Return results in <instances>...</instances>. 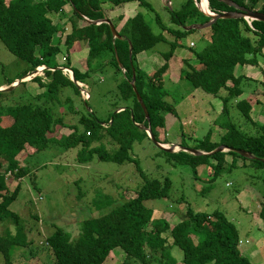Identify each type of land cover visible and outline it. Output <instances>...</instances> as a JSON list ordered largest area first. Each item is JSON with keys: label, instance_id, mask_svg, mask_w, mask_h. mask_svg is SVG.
Masks as SVG:
<instances>
[{"label": "trees", "instance_id": "1", "mask_svg": "<svg viewBox=\"0 0 264 264\" xmlns=\"http://www.w3.org/2000/svg\"><path fill=\"white\" fill-rule=\"evenodd\" d=\"M108 1L112 7L138 2L140 8L156 12L144 0ZM181 1L180 10L164 6L170 14L168 27L157 16V22L162 26L159 35L153 33L139 12L120 29L122 39H115L108 24L90 23L106 18L104 0H0L1 42L11 54L26 62L31 72L42 66L47 69L43 72L45 81L40 77L31 80L43 90L41 95L34 97L31 104L10 107L3 116L0 115L5 119V122H0V224L10 222L15 227V233L0 235V253L5 264H13L11 251L14 247L30 245L21 216L11 209L19 200L22 186L18 183L10 193L6 180L9 176L20 181L31 177L32 170L27 160L50 145H58L63 150L79 149L76 159L81 165L92 164L96 157L104 163L134 165L142 181L133 199L124 198L116 203L111 195H104L105 202L98 209L105 213L83 221L77 239H73L65 229L56 227L45 239L53 264H105L116 249L125 253L121 264H170L168 249L171 245L182 250V264H252L238 249L241 239L236 227L222 213L207 215L188 210L181 224L175 228L164 219H154V211L145 206L149 201L169 199L172 182L169 179H152L142 171L139 160L133 155V146L146 139L152 140L148 132L136 124L151 127L160 143H170L165 113H176L165 100L168 97L165 82L173 77L174 72H177L179 81L188 82L195 90L222 101L220 115L225 120L216 118L215 124H219L225 133L219 142H214L210 130L197 142L195 149L212 152L225 145L264 158V121H255L252 117L259 97L264 99V79L252 89L254 81L246 75L234 76L237 66H259V57H264V22L253 21L250 24L243 18L218 19L204 30H186L192 25L209 23L211 18L198 10L194 0ZM229 1L239 8L264 14V0ZM67 5L73 7L70 18L73 33L65 44H55L53 37L64 34L66 29L53 23L50 16L64 12ZM209 5L211 12L216 14L235 12L219 0H209ZM197 31L202 33L203 48L197 50L195 42L193 46H182L180 40ZM165 33L173 40H169ZM81 41L90 49L89 57L83 61L85 73L73 69L71 64L72 53L83 48L79 45ZM178 49L188 51L196 63L191 64V58L177 56ZM64 50L68 53V63L63 67L74 71L77 81L88 88L96 75L113 70L114 85L107 93L110 111L104 119L98 117L92 105L90 88L91 98L85 101L83 91L69 76L62 71H51L62 67L56 62V57ZM141 53L160 55L164 64L149 75L138 65L137 58ZM133 82L148 108L151 121L146 119L137 100ZM247 90H251V94L239 100L248 94ZM234 113L243 119V124L233 122L231 114ZM62 129H70L72 133L58 136ZM24 153L28 156L22 159L21 165L17 157ZM170 154L182 158L196 175L200 167L212 160L215 170L212 181L224 172L226 156L233 157L227 167L228 172L235 167L234 158H241L251 167L264 170V165L257 160L233 152L214 156H194L186 152ZM119 195L120 198L123 196ZM259 219L264 223V198Z\"/></svg>", "mask_w": 264, "mask_h": 264}, {"label": "rangeland", "instance_id": "2", "mask_svg": "<svg viewBox=\"0 0 264 264\" xmlns=\"http://www.w3.org/2000/svg\"><path fill=\"white\" fill-rule=\"evenodd\" d=\"M144 1L151 4L156 12L148 8H138L135 4H130V6L137 7V13L141 12L153 33L159 35L162 32V26L157 22L158 15L165 26L170 25L169 11L164 9L168 1ZM104 2L106 3L103 5V11L110 15L109 11L117 6L113 5L112 7L108 0H104ZM170 2L172 9L180 10L181 0H170ZM120 12L124 14L123 9ZM64 19L66 20V18ZM120 19H123V16H115L111 19L117 26L118 32L120 23L123 21ZM55 20L60 22L57 17L52 19V21ZM171 27L174 26L171 25ZM59 35H57L55 43L60 42V39H66V36ZM165 35L169 40H173L171 35L167 33ZM201 35V31L191 33L180 40V43L185 47L195 42L197 43L196 49L200 50L204 45ZM83 43L84 41H81L79 44L83 45ZM86 46L88 45L85 43ZM162 49L164 48L162 47ZM86 51L81 54L72 53L73 69L86 72L83 61L90 54L89 50ZM181 51L182 49H178L176 55L178 56ZM67 54V50H64L56 57V62L61 63L59 65L62 67L68 63ZM184 54L185 52H182L181 57ZM189 55L187 52L188 57ZM192 56L191 64H195L196 61ZM261 62H264V57H259V63ZM163 64L164 60L160 56V62L153 64V67L148 69V72H152L149 75L158 71ZM138 65L142 70L139 62ZM261 67L262 71L259 67L256 69L252 67V70L259 74L258 81L251 85L252 89L256 88L257 83L264 79L263 63H261ZM252 70L244 69L243 75H246L247 71L249 74ZM112 71L108 69L105 74L96 75L89 83L93 98L92 105L100 119H104L110 111L107 93L112 90L114 85ZM31 73V67L11 54L0 40V87L21 81L22 77ZM239 73H242V70H239ZM172 75L173 77L165 82V90L168 93L165 100L171 104L176 113V115L165 113L167 120L170 118L169 116L175 119V122L169 123L167 129L169 141L195 149L197 142L212 130V141L219 142L225 130L220 128L219 124H215V119L220 117L225 120L220 115L222 101L201 90H195L188 82L179 81L177 72ZM39 77L45 81L43 74ZM24 81L21 84L17 82L10 86L14 87L11 91L1 93L0 115L3 116L10 107L31 104L34 97L43 93L36 83H31L29 79ZM246 87L247 85H245ZM89 88L84 85L85 91L82 94L91 98ZM247 93L239 97V100L247 98L251 94V90H247ZM78 101L81 102L80 99ZM235 113L231 114L233 122L237 125L243 124V119ZM252 117L255 121H264L263 97H259V104L253 109ZM0 122H5V119L0 118ZM244 131L246 130L244 129ZM71 133L70 129H62L58 136ZM78 151L79 149L63 150L58 145H50L46 150L27 160L32 170V178L28 177L20 181V179L15 180L9 176L6 180L10 193L14 192L18 183L22 186L19 200L11 206V209L21 216L30 244L28 247L12 249L13 264H53L52 253L45 245V239L56 227L65 229L71 233L73 239H77L83 221L105 213L104 210L98 209L105 202L104 195H111L112 198H115L116 203L123 201L124 198L128 200L136 197L135 193L141 187L142 181L134 165L120 166L104 163L100 162L98 157L92 164L81 165L76 159ZM132 151L146 175L152 179H169L172 182L169 199L145 203L146 207L154 211V219H164L176 228L181 224L182 218L188 213V210L207 215L220 212L234 224L239 239L245 243L238 247L242 255L252 264H264V223L259 219L261 203L264 198V170L251 167L249 162H245L241 158H234L235 167L228 172L227 167L232 163L233 157L226 156L227 163L224 172L212 181L215 174L212 160L207 165L200 167L196 175L190 165L184 164L182 158L163 152L148 139L142 143H135ZM27 156L24 153L21 157H17L21 165L23 164L22 159ZM119 193L123 194L121 198ZM246 196L248 200H246ZM6 232L15 233L12 223L0 224V235ZM254 251L256 252L254 253ZM168 253L171 257L168 259L170 264L183 263V252L179 247L171 245ZM124 259V251L116 249L105 264H121ZM0 264H5L1 253Z\"/></svg>", "mask_w": 264, "mask_h": 264}, {"label": "water", "instance_id": "3", "mask_svg": "<svg viewBox=\"0 0 264 264\" xmlns=\"http://www.w3.org/2000/svg\"><path fill=\"white\" fill-rule=\"evenodd\" d=\"M168 4H164L165 7H167L168 9H172L171 6V2L170 0H167ZM196 2V6L198 8L199 11L203 12L204 14H206L208 17L211 18V22L206 23V24H196V25H192L190 27H186V30H204L206 28H208L213 22H215L218 19H238V18H243L245 20H247L250 24L253 21H261L264 22V14L261 13H255V12H251L249 10L243 9V8H239L236 5H234L233 3H231L229 0H219L222 4H224L225 6L232 8L235 10V12H231V13H219V14H215L213 12H211L210 10V5H209V0H208V11L206 12L204 10H202L201 8V4L202 1L199 0V2H197V0H194ZM91 24L94 25H101V24H108L110 26L111 32L113 34V37L115 39H122V37L120 36L119 32L117 31L114 23L108 19V18H103L100 20H96V21H90ZM132 45L130 44V55H132ZM121 66V65H120ZM47 71L46 67L42 66V67H37V69L35 71H33L30 75H28L27 77H25L23 80L21 81H16L15 83H19L21 84L22 82H25L24 80L29 79V81H31L32 79L39 77L40 75L43 74V72ZM52 72L55 71H62L65 75L69 76L71 78V80L74 82V84L81 90V91H85L84 90V85L79 83L76 79V75L74 73V71L70 70V69H66V67H57V69H52ZM135 81V79H134ZM14 83V84H15ZM133 86V90L134 93L136 94L137 100L140 103L141 107L143 108L145 115H146V119H148L149 121H151V115L148 111V108H146L144 102L142 101L141 96L138 93V90L135 86V83H132ZM14 87H8L7 89H2L0 88V94L1 93H6L9 92L13 89ZM90 100V99H89ZM91 110V109H89ZM120 112V111H118ZM137 127L144 129L146 132H148L153 144L155 146H157L158 148H160L162 151H165L167 153H179V152H186L189 154H192L194 156H214L218 153H225V152H233L238 154L239 156H242L244 158L250 159V160H257V162H260L261 164L264 165V158H259L254 156L252 153L247 152L245 150H241V149H235V148H231V147H227L225 145H221L219 146L217 149H215L212 152H205V151H201V150H197V149H191V148H187L181 145H168V144H162L158 141V139L156 138L153 129L151 127H145L144 125H139L136 124Z\"/></svg>", "mask_w": 264, "mask_h": 264}, {"label": "crops", "instance_id": "4", "mask_svg": "<svg viewBox=\"0 0 264 264\" xmlns=\"http://www.w3.org/2000/svg\"><path fill=\"white\" fill-rule=\"evenodd\" d=\"M130 4H135V6H138V8H139V3L138 2H132V3L124 4V5H119V6L115 7V8H113V9H111V11H109L110 15L106 14V18H108V19L111 20V19L115 18V16H117V17L123 16V19H120V20H123L122 23H120V29H121L123 27L124 23L127 20L134 18L139 13V12L137 13V7H135V6L132 7V6H130ZM121 9H123L124 14L120 12ZM72 12H73L72 5H67L65 7L64 12H62L60 14H55V15L50 16L51 19L57 17L60 20V22H56V20H55V21H53V23L58 24L60 27L66 29V32L64 34H62V33H60V35L59 34H56L55 37H53V43H55V39H56L57 35H59V36H62V37H65L66 36V39L65 38L64 39H60V42H62L63 44H65L68 36L73 33V23H72V21L70 19L72 17V15H73ZM64 18H66V20ZM79 45L81 46V44H79ZM83 45L84 46H81V47H83L82 49H76L77 46H75L76 51L73 52V53L74 54H81V53H84L86 50L87 51L88 50L90 51V49H89L88 46L85 47V44H83ZM182 52L183 53L185 52V54L182 56V58H185V59H190L191 58V55H189V57L187 56V52L188 51H186L185 49H182V51L180 52L179 56H181V53ZM263 54H264V50H263ZM71 57H72V55H71ZM137 59H138L139 64L142 67V71H145L146 73L150 74L152 72H148V69H150V67H153V64H156L157 62H160V55H157V54H155V55H149L148 53H141V54L138 55V58ZM261 63H263V65H264V62H261ZM261 63H259V66L258 67L262 71ZM59 64H61V63H59ZM252 67L253 66H249V65L248 66H245V67H238L237 66L236 69H235V71H234V76L235 77L241 76L243 74V72H244L243 71L244 69L249 71L250 69L252 70ZM254 69H256V67H254ZM239 70H242V73H239ZM247 72H246L247 78L251 79L252 81H254L256 83L258 81L257 79L259 78V74H257L253 70L249 74ZM263 77H264V72H263ZM5 87H7V86H1L0 88L3 89ZM169 117L170 118H168V120L166 119L167 129L169 127V123L170 122H172V123L175 122V119L172 116H169ZM170 144L171 145L172 144L179 145V143H174V142H170L168 145H170ZM246 200H248L247 199V196H246ZM244 244L245 243H243L241 241V246H243ZM255 252L256 251H254V253Z\"/></svg>", "mask_w": 264, "mask_h": 264}, {"label": "bare ground", "instance_id": "5", "mask_svg": "<svg viewBox=\"0 0 264 264\" xmlns=\"http://www.w3.org/2000/svg\"><path fill=\"white\" fill-rule=\"evenodd\" d=\"M202 1V4H201V8L202 10L206 11V12H209L207 9H208V0H201ZM8 88V87H7ZM4 89V88H3ZM6 89V88H5Z\"/></svg>", "mask_w": 264, "mask_h": 264}, {"label": "built area", "instance_id": "6", "mask_svg": "<svg viewBox=\"0 0 264 264\" xmlns=\"http://www.w3.org/2000/svg\"><path fill=\"white\" fill-rule=\"evenodd\" d=\"M215 14H216V13H215ZM193 45H194V43H191V46H193ZM82 95H83V94H82ZM83 96L85 97V98L83 97L85 101H89L88 99H90V96H88V97L85 96V95H83ZM86 99H87V100H86Z\"/></svg>", "mask_w": 264, "mask_h": 264}]
</instances>
